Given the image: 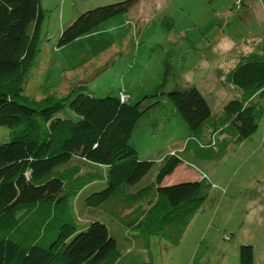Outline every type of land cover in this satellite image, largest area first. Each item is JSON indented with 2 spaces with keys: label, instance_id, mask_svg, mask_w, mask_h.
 I'll return each instance as SVG.
<instances>
[{
  "label": "rangeland",
  "instance_id": "obj_1",
  "mask_svg": "<svg viewBox=\"0 0 264 264\" xmlns=\"http://www.w3.org/2000/svg\"><path fill=\"white\" fill-rule=\"evenodd\" d=\"M124 1L130 0H40L39 51L27 71L24 95L34 100L62 97L70 84L80 83L96 97L124 94L131 105L141 102L140 109L153 105L130 140L141 160L154 163L139 187L154 181L166 153L177 151L181 163L166 183L205 177L210 188L176 246L155 235L138 238L123 224L139 208H149L148 202L135 211L134 206H87L85 199L100 183L70 201L73 221L80 226L105 223L121 253L117 264H239L238 249L246 245L252 249L251 264H264V96L252 98L260 113L248 138L236 140L233 122L217 136L208 130L212 124L221 126L224 104L240 98L241 92L224 81L228 70L261 36L264 45V0H132L128 12L57 47L61 30L82 13ZM189 87L210 111L196 136L167 96ZM192 136L202 145H215L200 148L188 142L183 149ZM9 138L10 130L0 126V144ZM63 166L59 171L100 170L77 157Z\"/></svg>",
  "mask_w": 264,
  "mask_h": 264
},
{
  "label": "trees",
  "instance_id": "obj_2",
  "mask_svg": "<svg viewBox=\"0 0 264 264\" xmlns=\"http://www.w3.org/2000/svg\"><path fill=\"white\" fill-rule=\"evenodd\" d=\"M132 4L124 1L82 13L61 30L57 47L92 33L128 12ZM43 18L40 0H0V126L10 130L9 141L0 144V264H117L121 253L108 226L98 221L80 226L70 214V201L95 183L101 187L85 199L87 206L113 204L130 210L148 202L149 208H135L137 212L123 224L138 238L155 235L176 246L206 201L210 184L198 177L164 185L181 163L176 151L163 156L153 182L139 187L154 163L141 160L130 140L137 122L153 105L140 109L141 102L131 105L124 94L96 97L80 83L70 84L62 97L25 96ZM258 40L224 77L241 93L224 104L221 126L208 129L214 136L231 122L236 123V140L256 130L260 109L251 102L264 96L262 36ZM167 96L191 135L201 133L210 117L201 94L189 87ZM193 136L183 149L188 142L200 148L215 145V141L202 145ZM75 157L100 170L59 171ZM238 262L252 263L251 246L239 247Z\"/></svg>",
  "mask_w": 264,
  "mask_h": 264
},
{
  "label": "crops",
  "instance_id": "obj_3",
  "mask_svg": "<svg viewBox=\"0 0 264 264\" xmlns=\"http://www.w3.org/2000/svg\"><path fill=\"white\" fill-rule=\"evenodd\" d=\"M170 176H171V175H170ZM163 184H164V185H168V183H166V179L164 180Z\"/></svg>",
  "mask_w": 264,
  "mask_h": 264
},
{
  "label": "built area",
  "instance_id": "obj_4",
  "mask_svg": "<svg viewBox=\"0 0 264 264\" xmlns=\"http://www.w3.org/2000/svg\"><path fill=\"white\" fill-rule=\"evenodd\" d=\"M122 98H123V99H125V96H124V95H122Z\"/></svg>",
  "mask_w": 264,
  "mask_h": 264
}]
</instances>
